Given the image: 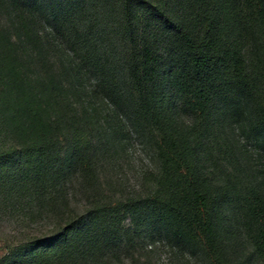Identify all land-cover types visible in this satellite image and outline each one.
Masks as SVG:
<instances>
[{"label": "trees", "instance_id": "1", "mask_svg": "<svg viewBox=\"0 0 264 264\" xmlns=\"http://www.w3.org/2000/svg\"><path fill=\"white\" fill-rule=\"evenodd\" d=\"M84 3L0 0V130L13 137L0 151V187L12 186L18 197L40 190V208L66 205L71 180L97 191L101 161L115 160L132 134L155 167L145 196L95 199L40 259L61 264L74 254L88 262L117 250L121 236L134 246L141 226L199 249L207 264H240V232L264 253V0H115L121 71L76 17ZM250 14L262 29L257 46L245 50L249 34L238 20ZM62 30L91 61L92 89L76 65L65 69L51 58Z\"/></svg>", "mask_w": 264, "mask_h": 264}, {"label": "rangeland", "instance_id": "2", "mask_svg": "<svg viewBox=\"0 0 264 264\" xmlns=\"http://www.w3.org/2000/svg\"><path fill=\"white\" fill-rule=\"evenodd\" d=\"M235 6L234 2L233 7ZM82 11L83 13L76 17L84 18V23L93 28L99 38L102 52L105 56H111L116 70L121 71L120 61L124 50L120 27L122 16L116 12L115 0H85ZM257 12L251 13L257 15ZM252 17L255 21H252ZM245 18L250 20L249 28L244 26ZM256 21L258 22L252 14L241 16L238 20L242 33L249 34L245 50L256 47V40L261 36V24L258 31L255 28ZM42 31L49 32L46 24L42 26ZM223 33L226 37V32ZM57 37L51 58L65 69H69L70 64L76 65V75L83 78L85 85L90 88L96 85L97 76L89 68L91 61L85 60L84 53L74 49L68 40H65L64 30L59 32ZM109 49H112L111 52ZM106 61L107 59L103 60L102 64ZM31 63L29 71L36 78L40 74V60ZM189 120V116L181 114V121ZM0 131L2 151L13 144V137L5 128ZM127 144L123 152H118L115 160L101 161L97 173V191L89 189L79 178H74L63 193L66 205L61 207L40 208V190L30 192L27 197H18L17 190L12 186L0 187V264H44L40 259V252L63 231L74 215H86L95 199L110 201L145 196L151 190L148 176L154 170L155 160L138 135L132 134V140ZM4 181L6 184L9 182L8 179ZM124 229H128L133 236L134 226L130 219L124 223ZM138 236L133 240L134 246L121 236L117 250L109 248L104 250L102 257H91L88 262L83 263L76 261L72 254L64 258L61 264H207L199 249L179 246L167 239L158 227L141 226ZM234 247L236 262L264 264V253L259 252L253 240L245 238L241 232L234 241Z\"/></svg>", "mask_w": 264, "mask_h": 264}]
</instances>
